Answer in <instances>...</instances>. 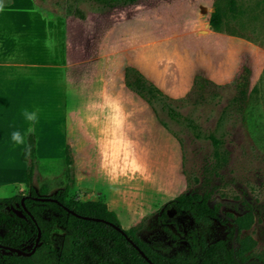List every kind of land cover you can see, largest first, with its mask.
<instances>
[{"label":"rangeland","instance_id":"1","mask_svg":"<svg viewBox=\"0 0 264 264\" xmlns=\"http://www.w3.org/2000/svg\"><path fill=\"white\" fill-rule=\"evenodd\" d=\"M26 1L37 3L73 65L67 129L77 144L70 146L69 196L104 200L124 230L135 228L143 243L174 258L187 257L194 243L203 250L226 238L238 220L235 247L264 261V0H237L235 15L224 0L221 29L210 24L219 0H140L113 9L84 0L3 3ZM131 66L185 112L192 109L198 132L132 92L125 83ZM226 109L230 117L221 125ZM211 133L230 151L219 172L212 169ZM37 165L38 189L46 184L52 196L65 188V157ZM189 191L210 193L227 223L186 215L165 221L167 204ZM14 193V184L0 186V198ZM56 234L57 241L63 228Z\"/></svg>","mask_w":264,"mask_h":264},{"label":"trees","instance_id":"2","mask_svg":"<svg viewBox=\"0 0 264 264\" xmlns=\"http://www.w3.org/2000/svg\"><path fill=\"white\" fill-rule=\"evenodd\" d=\"M88 3H98L102 8L113 9L120 6H128L138 3L140 0H84ZM224 0H219L215 11L210 18V24L215 29L223 27L226 14ZM228 11L237 14V0H226ZM127 87L144 100L147 104L160 106L169 117L179 123H184L193 132H198L192 109L185 112L176 105L175 99L169 93L164 92L158 85L147 78L136 67H128L125 75ZM236 101V99H235ZM229 110H224L220 117L222 125L230 116ZM199 135V133H197ZM213 151L214 172L224 168L230 159V151L224 145V139L218 134L209 135ZM31 148L29 156L22 153V159L26 162V178L28 193H19L11 197L0 198V243L18 248H27L29 244H35L38 229L42 230V238L39 247L32 256H20L0 248V264H26V259H32L37 264H150L140 252L127 240L116 228L104 222L87 220L70 213L67 208L86 216L104 218L120 225V220L115 211L109 208L104 200L80 201L69 196L72 179V154L71 147L67 145L65 162L68 182L63 190L57 191L52 196L58 199L54 201H38L36 196H48L49 187L43 184L40 189L36 185V170L38 164L37 135L36 132L27 138ZM39 190V191H38ZM25 206L31 211L27 213ZM211 195L208 192L189 191L180 194L171 200L163 216L165 221L173 222L174 215H186L196 222H207L210 219L221 218L220 207L210 204ZM17 211L24 216L17 215ZM172 216V217H171ZM226 222L227 221H223ZM239 225V227H238ZM241 221H235L228 225L227 237L220 239L203 250L194 243L193 249L187 257L174 258L157 253L153 248L143 243L135 236V228L126 230L128 235L146 252L157 264H264V261L245 257L243 246L235 247L236 232L241 229ZM63 228L64 235L57 240L56 232ZM59 242V248L55 243Z\"/></svg>","mask_w":264,"mask_h":264},{"label":"crops","instance_id":"3","mask_svg":"<svg viewBox=\"0 0 264 264\" xmlns=\"http://www.w3.org/2000/svg\"><path fill=\"white\" fill-rule=\"evenodd\" d=\"M4 6L0 12V186L14 184L17 195L27 188V164L11 133L29 127L23 117L26 110L40 113L35 126L39 163L63 160L67 145L77 144L67 129L68 72L73 65L62 38L54 36L37 3ZM8 174L17 177L7 179Z\"/></svg>","mask_w":264,"mask_h":264},{"label":"water","instance_id":"4","mask_svg":"<svg viewBox=\"0 0 264 264\" xmlns=\"http://www.w3.org/2000/svg\"><path fill=\"white\" fill-rule=\"evenodd\" d=\"M25 199L26 197H24L22 199V202H23V205L25 207V210L27 211V213L29 215L32 216L31 212L27 209V207L25 206ZM36 200L38 201H54V202H58V199L52 197V196H36L35 197ZM67 210L78 216V217H81L83 219H87V220H94V221H100V222H104L108 225H111L113 226L114 228H116L118 231H120L126 238L127 240L140 252V254L150 263V264H157L156 262H154L147 254L146 252L134 241V239L128 235L127 231L124 230L120 225H117L115 224L114 222L112 221H109V220H106L104 218H99V217H92V216H86V215H81L79 213H77L75 210L73 209H70V208H67ZM18 214H20V212H17ZM22 215V214H21ZM41 238H42V230L41 228L38 229V235H37V238H36V242H35V245L33 246V248L30 250V251H27L25 249H22V248H18V247H13V246H10V245H4L2 243H0V248H4L5 250H8L10 253H17L18 255L20 256H32L38 246L40 245V242H41Z\"/></svg>","mask_w":264,"mask_h":264},{"label":"clouds","instance_id":"5","mask_svg":"<svg viewBox=\"0 0 264 264\" xmlns=\"http://www.w3.org/2000/svg\"><path fill=\"white\" fill-rule=\"evenodd\" d=\"M3 0H0V12L4 11ZM24 119L28 122L29 127L26 130H15L11 133V141L14 145L19 146L23 151L24 155L27 157L31 153V148L27 143L28 136L32 135L36 131V124L39 122L40 113L39 110H26L23 113Z\"/></svg>","mask_w":264,"mask_h":264}]
</instances>
